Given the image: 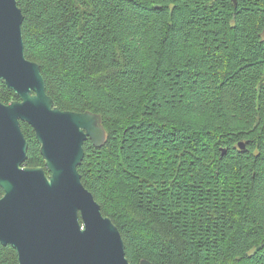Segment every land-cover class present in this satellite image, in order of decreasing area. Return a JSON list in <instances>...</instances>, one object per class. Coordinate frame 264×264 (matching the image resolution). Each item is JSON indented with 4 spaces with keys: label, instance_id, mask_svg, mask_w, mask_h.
Returning <instances> with one entry per match:
<instances>
[{
    "label": "trees",
    "instance_id": "obj_1",
    "mask_svg": "<svg viewBox=\"0 0 264 264\" xmlns=\"http://www.w3.org/2000/svg\"><path fill=\"white\" fill-rule=\"evenodd\" d=\"M17 1L47 93L102 117L78 170L129 261L264 264V0Z\"/></svg>",
    "mask_w": 264,
    "mask_h": 264
},
{
    "label": "water",
    "instance_id": "obj_2",
    "mask_svg": "<svg viewBox=\"0 0 264 264\" xmlns=\"http://www.w3.org/2000/svg\"><path fill=\"white\" fill-rule=\"evenodd\" d=\"M23 21L17 0H0V83L18 97L0 101V242L17 250L19 264H133L78 170L84 142H105L102 117L56 104L41 65L26 57ZM22 122L33 127L44 165H26Z\"/></svg>",
    "mask_w": 264,
    "mask_h": 264
}]
</instances>
